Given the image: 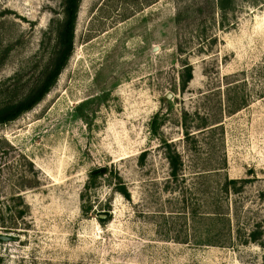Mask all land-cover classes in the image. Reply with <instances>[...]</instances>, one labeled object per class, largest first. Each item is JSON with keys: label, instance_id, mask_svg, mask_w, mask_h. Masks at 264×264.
I'll return each instance as SVG.
<instances>
[{"label": "rangeland", "instance_id": "374dc122", "mask_svg": "<svg viewBox=\"0 0 264 264\" xmlns=\"http://www.w3.org/2000/svg\"><path fill=\"white\" fill-rule=\"evenodd\" d=\"M66 2L0 0V113ZM221 3L80 1L0 124V264H264V0Z\"/></svg>", "mask_w": 264, "mask_h": 264}, {"label": "trees", "instance_id": "16d2710c", "mask_svg": "<svg viewBox=\"0 0 264 264\" xmlns=\"http://www.w3.org/2000/svg\"><path fill=\"white\" fill-rule=\"evenodd\" d=\"M81 0H67L65 12H64V22L60 32V55L54 66V69L48 75L42 86L38 89L35 95L30 98L27 102L20 104L18 107L11 109L6 113H0V124H4L11 120L17 118L21 113L29 110L33 107L48 91L50 86L55 82L59 72L62 70L64 65L66 64L68 57L72 51L73 45V34L74 27L77 18L78 6ZM222 0H219V4L222 5ZM191 76L189 77L190 80ZM171 160V159H169ZM173 171L176 170L177 166L173 161L170 163ZM9 208V207H8ZM4 228L6 232H14L15 228L12 227H1ZM8 238V237H4ZM251 240H254V237L249 236Z\"/></svg>", "mask_w": 264, "mask_h": 264}]
</instances>
